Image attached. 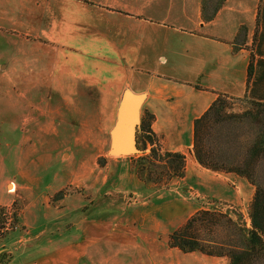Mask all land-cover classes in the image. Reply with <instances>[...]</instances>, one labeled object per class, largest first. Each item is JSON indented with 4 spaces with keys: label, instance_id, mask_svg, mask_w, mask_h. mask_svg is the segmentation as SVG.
<instances>
[{
    "label": "crops",
    "instance_id": "1",
    "mask_svg": "<svg viewBox=\"0 0 264 264\" xmlns=\"http://www.w3.org/2000/svg\"><path fill=\"white\" fill-rule=\"evenodd\" d=\"M10 45L16 54L7 53ZM0 64L1 124L39 125L45 106L68 126L69 110L84 109L98 125L87 139L104 140L107 149L129 87L145 94L139 116L153 114L161 148L186 155L184 174L156 188L131 167L118 169L125 157L131 165L133 154L108 158L104 167L91 159L75 170L62 164L64 153L42 155L36 144L26 146L32 137H20L17 159L3 153L2 170L19 175L12 192L29 191L22 209L32 225L17 213L8 233L15 245L2 246L9 260L0 264L228 263L226 256L169 247L167 236L202 209L201 196L238 201L230 174L203 169L189 154L193 121L218 94L264 100V0H223L210 18L203 0H0ZM69 185L85 194L52 204ZM75 226L80 231L63 238Z\"/></svg>",
    "mask_w": 264,
    "mask_h": 264
},
{
    "label": "rangeland",
    "instance_id": "2",
    "mask_svg": "<svg viewBox=\"0 0 264 264\" xmlns=\"http://www.w3.org/2000/svg\"><path fill=\"white\" fill-rule=\"evenodd\" d=\"M218 1L219 0H206L205 5H207V12L211 13L212 6H215ZM7 53H9L10 55L16 54V50L13 45H10V48ZM44 81L45 80H43V83ZM225 100L226 104L220 110L219 115L215 114L214 110L212 113H210L206 126L202 127L200 130V137L202 145L209 152L208 155H205V159L213 164H216L217 166L230 167L235 163H240V161L242 162L247 147L252 143L255 136L257 135V130L259 127L258 122L260 123L264 121V108H260V106H257L256 104L252 103L250 97L225 98ZM75 109L69 110L73 117H69L68 120L71 121L73 124L68 126L60 123L59 121L57 122L58 118L56 120V117H53L51 111L49 109H45V106H43L42 110L40 111L41 123L39 125H19L15 127L14 125L12 126L6 123H0V206L4 207V210L6 212L5 216L7 219H5L6 223L3 224L4 227L0 229V260L2 261L9 260V256L7 252L3 250L2 246H7L9 244L10 248L12 249L15 245L12 243L13 240L9 239L12 235H8V233L11 232L9 224L10 222H13L15 220V216V223L17 224V213L22 210L21 215L23 217L21 218H24L25 220H27L28 223H30V225H32L31 221L28 220L30 218V211L27 208L22 209V207L26 205L30 199L28 196L29 191H19L17 189V191L15 190L14 192H12L11 190H14L15 188L12 182L16 183L17 185V183H19V175L16 171L8 172L7 175L9 176L6 180L7 175L4 174L2 170L1 156L3 153L7 154V152L9 151V158L11 163H13V161L17 159L16 154L19 142L18 140L20 137H32V139L26 143V146H33V143L36 144L39 153H41L42 155H45L47 150L52 153V156L56 152H58L59 157L60 154L64 153V161L61 158L62 164H67L68 167H71L70 169L76 170L79 166L82 165V163L88 164V161L91 159H95V163H97L99 167H104L107 164V161L109 160L108 158H114V156L107 155L108 147L107 149L104 148V140L87 139L88 136L93 135V132L98 131V125L94 124L92 119L84 114V109L78 111H76ZM59 111L63 112V114L59 116L64 119V116H66L65 114H67V111L62 109ZM79 112H81V117L77 116ZM106 121L108 122V117L106 118ZM63 128H65V130ZM50 133H57L58 136L56 137L54 135H50ZM62 134H64L63 137ZM70 134L77 135L79 139H76V136H72ZM33 138H36V140L33 141ZM99 152L102 154L94 158L93 155ZM144 152L148 153L149 147H146ZM140 153L136 154L138 155ZM186 154L187 156L191 154L195 162L201 168L207 169L202 167L196 161L192 153V146L190 153ZM101 158H105V162L103 164L100 163ZM132 158H130V165L128 163H125L129 162L128 157H125L126 161L121 162V164L126 165L124 167H121L122 165H119L118 169L125 170L126 167H131L132 170L135 171L136 167L133 166ZM51 168L52 167H49L42 174V177H44L45 179L46 177L49 178L52 175L51 173L53 172V169ZM150 169L153 170V172L157 176H160V174L163 177L167 176L164 164L161 160L159 161V158L157 161H154V166L150 167ZM208 170L213 171L210 169ZM105 172L107 174L109 172L112 173L113 169H111L110 166H106ZM213 172H217L223 175L230 174L232 176L233 179H229L228 182L232 184V186L235 187V190L237 189V191L239 192L237 199L238 201L233 202L231 200L227 201L214 197L201 196L199 198V205L202 207V209L200 210H209L227 214L234 223L229 227L226 226V224H224L223 222H220V224L213 227V229L211 230L212 232L209 233L206 230H200V233L205 238H213L214 240H217L222 243H229L232 246H242V238L238 233V228H243L244 230H247L251 227V219L249 215L250 205L257 188L260 200L264 201V158L260 159L253 169V183L249 182L245 177L239 176L234 172ZM171 179H175V176L171 177L166 183L168 184ZM11 184L13 185L12 189H10L9 186ZM244 184L246 187H243ZM67 187H70L69 189L71 191L67 192L64 196L74 195L81 199L82 196L85 194V190H83L82 187H75L69 185L65 186L64 188ZM8 196H12V198H9ZM119 196L120 195L115 197ZM10 199L13 200L11 201ZM58 201L59 200L52 201L50 197V202L52 204H55V202ZM74 213H71L69 215L71 219L76 217V213ZM19 229L23 231L24 228L20 227ZM78 231H80L79 227L75 226L73 231L69 232L67 236L64 235L63 238L69 239L70 237H72L73 234L78 233ZM260 247L264 248V242L263 245H260ZM245 264H264V255L261 254L259 258Z\"/></svg>",
    "mask_w": 264,
    "mask_h": 264
},
{
    "label": "trees",
    "instance_id": "3",
    "mask_svg": "<svg viewBox=\"0 0 264 264\" xmlns=\"http://www.w3.org/2000/svg\"><path fill=\"white\" fill-rule=\"evenodd\" d=\"M223 0H219L215 6H212L211 14L205 13V2L203 0V11L205 18H210L213 13L220 7ZM253 73V59L249 60L247 67V82L251 79ZM199 87V86H197ZM225 98H231L223 94H218L209 107L193 121V141L192 153L196 161L204 168L213 171L234 172L239 176L245 177L249 182H254L253 169L260 159L264 158V121L258 122V132L252 143L247 147L242 162L235 163L230 167L217 166L205 159L208 150L204 148L201 142L200 130L206 126L210 113L215 111L219 115L220 110L225 106ZM251 98V97H250ZM252 103L264 108V100H255L251 98ZM153 114L145 110L141 117L140 125L137 132V146L142 150L140 154H133V166L137 176L144 182H149L156 188L166 187L167 181L175 176L181 177L184 174L185 154L181 152H173L163 150L161 148L159 137L152 131L151 123ZM149 146V152L144 150ZM161 160L166 170V177L157 176L150 167L154 166V161ZM101 164L105 162V158H101ZM70 187L63 188L55 192L51 200L57 201L71 191ZM77 191V190H76ZM6 212L4 207L0 206V229L6 223ZM251 227L247 230L238 228V233L242 238V246H232L229 243H222L213 238H205L200 230H211L216 225L223 222L226 226L233 225V221L227 214L209 210H198L192 214L187 220L177 228L173 229L167 236V245L175 247L182 252L196 251L205 255L226 256L227 264H245L264 255V248L260 247L264 242V201L258 196V188L255 191L253 200L250 205ZM13 222H10L9 228L13 229L16 222V216ZM7 220V219H6ZM235 225V224H234Z\"/></svg>",
    "mask_w": 264,
    "mask_h": 264
},
{
    "label": "water",
    "instance_id": "4",
    "mask_svg": "<svg viewBox=\"0 0 264 264\" xmlns=\"http://www.w3.org/2000/svg\"><path fill=\"white\" fill-rule=\"evenodd\" d=\"M145 94L134 93L125 87L119 97L114 123L109 130L108 156H121L142 152L137 146L140 125V106Z\"/></svg>",
    "mask_w": 264,
    "mask_h": 264
},
{
    "label": "bare ground",
    "instance_id": "5",
    "mask_svg": "<svg viewBox=\"0 0 264 264\" xmlns=\"http://www.w3.org/2000/svg\"><path fill=\"white\" fill-rule=\"evenodd\" d=\"M10 186V189H12L13 188V185L11 184V185H9ZM9 190V189H8Z\"/></svg>",
    "mask_w": 264,
    "mask_h": 264
}]
</instances>
